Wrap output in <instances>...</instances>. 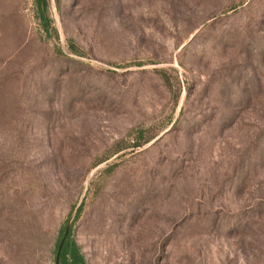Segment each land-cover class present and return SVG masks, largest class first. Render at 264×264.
<instances>
[{
    "label": "rangeland",
    "instance_id": "obj_1",
    "mask_svg": "<svg viewBox=\"0 0 264 264\" xmlns=\"http://www.w3.org/2000/svg\"><path fill=\"white\" fill-rule=\"evenodd\" d=\"M66 225L86 264H264V0H0V264Z\"/></svg>",
    "mask_w": 264,
    "mask_h": 264
},
{
    "label": "trees",
    "instance_id": "obj_2",
    "mask_svg": "<svg viewBox=\"0 0 264 264\" xmlns=\"http://www.w3.org/2000/svg\"><path fill=\"white\" fill-rule=\"evenodd\" d=\"M45 0H35L36 5L42 6ZM75 51V50H74ZM66 226L60 231L59 238L55 244L53 262L54 264H86L83 254L79 247L71 239V229L69 225L68 233L63 241L60 251L57 255L59 243L64 235Z\"/></svg>",
    "mask_w": 264,
    "mask_h": 264
},
{
    "label": "water",
    "instance_id": "obj_3",
    "mask_svg": "<svg viewBox=\"0 0 264 264\" xmlns=\"http://www.w3.org/2000/svg\"><path fill=\"white\" fill-rule=\"evenodd\" d=\"M68 229H69V225H66V228H65V231H64V235H63V237H62V239H61V241H60V243H59V246H58L57 255H58V253H59V251H60V248H61V246H62V244H63V241H64V239H65V237H66V235H67V233H68Z\"/></svg>",
    "mask_w": 264,
    "mask_h": 264
}]
</instances>
